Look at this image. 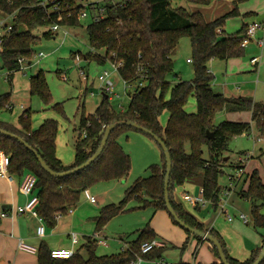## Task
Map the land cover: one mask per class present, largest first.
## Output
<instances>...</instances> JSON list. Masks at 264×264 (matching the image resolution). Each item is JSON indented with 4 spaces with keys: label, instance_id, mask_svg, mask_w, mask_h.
Instances as JSON below:
<instances>
[{
    "label": "trees",
    "instance_id": "16d2710c",
    "mask_svg": "<svg viewBox=\"0 0 264 264\" xmlns=\"http://www.w3.org/2000/svg\"><path fill=\"white\" fill-rule=\"evenodd\" d=\"M0 0V14L12 16V29L3 36L0 50L1 68L7 71L20 69V59L32 62L35 45L41 39L34 34L38 27L52 25L76 27L81 25L80 14L90 10L93 20L87 25L89 44L92 49L84 57L88 62L96 61L104 65L110 59L122 61L120 77L137 89L124 110L116 109L105 95L94 114L81 117L80 136L75 143V159L65 165L57 156L56 141L59 123L56 119H46L37 128L33 127V110H25L18 118V125L0 121V128L22 138L34 148L47 165L56 172L72 170L91 158L99 148L106 128L118 121H134L149 129L166 144L172 159L169 182V199L178 218L191 228L208 232L222 245L227 260L231 264H253L262 246L254 250L249 259L239 261L229 255L226 243L218 231L209 229L175 201L174 190L188 181L201 180L204 197L214 207H218L221 197L220 176L224 173L223 153L229 142L236 136L250 133L253 125L249 122L224 120L214 123L216 115L223 111L252 112V122L264 137V102H257L248 96H225L212 88L214 75L209 72L212 59L227 60L242 57L245 48L241 46L248 25L232 34L224 31L229 18L240 16L239 4L249 0H231L234 7L228 13L208 21L201 12H190L183 7H172V0H100L84 4L88 0ZM190 3L207 5L211 0H187ZM56 3L58 8L54 9ZM103 9L104 17L94 20ZM249 15V14H248ZM25 27V30L21 28ZM54 34L45 31L42 37ZM191 39L194 78L189 81L172 83L169 75L174 72L172 58L182 37ZM104 49V55L97 53ZM115 54V56H113ZM143 83V85H140ZM145 83V85H144ZM31 96H38L46 105L52 103L50 90L43 71L30 78ZM191 97L196 99V112L186 111ZM12 93L0 95V113L11 105ZM59 114L64 113L63 104L52 105ZM167 111L166 125L160 121ZM136 130L125 124L117 126L111 133L102 154L82 171L65 177L51 176L41 166L37 156L16 137L0 132V153L10 155L8 174L23 175L32 172L37 177L36 190L39 197L37 212L50 228H54L58 218L76 206L81 194L102 181L120 180L127 177L132 168L131 156L119 142V136ZM213 133V137H209ZM84 133L86 136H84ZM151 137V136H150ZM152 138V137H151ZM153 139V138H152ZM154 140V139H153ZM159 145V144H158ZM187 146L190 152H187ZM160 147V145H159ZM209 149L210 158L204 159V148ZM161 150V162L149 166L150 176L137 178L126 190L119 203L102 207L94 218L96 231H101L116 215L130 211L128 203L135 199L139 208L152 206L156 211L165 210L166 157ZM252 201L251 219L258 229H264V183L258 170L250 176L249 187L242 193ZM170 214V213H169ZM173 222L177 223L170 214ZM198 239L203 238L192 234ZM156 238L154 229L147 224L137 231V238L126 249L117 254L98 255L97 240L87 236L85 243L75 250L69 259L51 256L50 248L42 243L37 251L38 264H131L140 254L141 246ZM264 244V236H263ZM212 250L219 257L217 248ZM164 248H156L148 256L161 259ZM184 264V263H182ZM215 264H223L220 262ZM261 264H264V260Z\"/></svg>",
    "mask_w": 264,
    "mask_h": 264
},
{
    "label": "crops",
    "instance_id": "0c3cea01",
    "mask_svg": "<svg viewBox=\"0 0 264 264\" xmlns=\"http://www.w3.org/2000/svg\"><path fill=\"white\" fill-rule=\"evenodd\" d=\"M213 1L215 0H211L209 5L212 4ZM227 1L231 7V11L234 7V4L231 0ZM93 2L96 1H87L84 2V4H90ZM217 4L219 5L220 2H218ZM238 8L240 11V16H238V18L242 19V25L240 29L244 24L248 25L249 27L255 21H261L263 23V27L257 31L255 38L246 47H244L245 54L242 57H234L227 60L214 58L209 62L208 70L214 75L215 78L214 82L212 83V88L216 93H221L228 97L248 96L252 97L257 102H264V44L260 45L257 42L258 38H264V0H249L240 3ZM85 12L88 16V11L85 10ZM198 12H202L204 14V8L200 7L198 9ZM81 14L80 19L82 18ZM14 17V15L6 17L0 14V21L3 20L7 24L12 22ZM214 18H218L217 15ZM53 26L54 25L50 26L45 31H51L53 34H56L57 31L63 28V26L58 25L59 27L54 30L52 28ZM21 30H25V27L21 28ZM224 31L226 32L225 29ZM65 34H68V32L65 31ZM90 51H92V49ZM82 56L83 55L80 54L75 55L76 58H81ZM173 57L174 55L172 56V58ZM83 59L85 58L83 57ZM32 62L24 61L21 64L19 70L14 72L8 71L6 78H4V81H6V84L8 85L3 84V87H1L3 88V91H0V94H2L1 92L12 93L11 105H9L6 109L13 111L17 106L21 109L19 116L27 109L32 110L30 105L27 106L28 102L30 103L32 96L30 93V80H26L27 78L24 77L26 75L21 76V72H19L18 74L17 72L22 68H25L24 63L31 65ZM188 62H192V60L188 58ZM1 66L2 65L0 63V70L2 69ZM174 76L177 80L172 83L189 81L179 78L178 74ZM193 76L190 80L194 78ZM67 78L68 77L64 75V79L67 80ZM19 88L21 89L22 93L19 91ZM242 113L244 114H237V116L235 117H230V114H227L226 116L228 120L252 123V131L245 134H252L254 137H256L257 135V141H261V143L264 142V137H262L259 130L254 127V123L252 122V112L246 111ZM35 116L36 115H32V120L35 118ZM40 116L43 117H41L37 126L34 123L35 119L33 120L34 128H37L44 120L52 119L49 118L50 116H46L45 114ZM0 121L10 123L15 126L18 125V122L16 123V121H12V119L9 121L7 118H2L1 116ZM60 129L61 128L59 124V131L56 141L57 156L65 165H69L72 162L73 155L71 156V158L65 159L63 155L58 154L59 146L61 145V138H59ZM62 137L65 138V135H63ZM78 140L79 137L74 142V145ZM62 147L63 150H69V148H65L64 146ZM260 147L262 149L260 148L261 152L259 154V157L260 160H263L264 146L261 145ZM73 150L75 152V146L73 147ZM247 154L248 153H245L243 154V156H240L245 158V161L243 163V174L236 180L235 185L231 187V180L228 179L224 183V185L220 184V202L225 205L224 212H222L219 208L220 204H218V207L216 208L209 200L207 204L203 206L205 208H209L207 213L204 212V208L201 205H193L192 203L184 200L185 193L192 194V192L198 189L200 194L201 190H203L201 180L188 181L183 185L177 186L174 190L175 201L181 204L186 209V211L192 214L199 222L205 224L206 227L218 231L226 243L229 255L239 261H246L247 259H249L252 252L263 245L264 236V229H258L252 223V201L250 199L244 198L242 194L249 187L250 176L253 171L258 170L259 175L264 183V176L260 172L256 160H254V155L251 154L250 157H246ZM226 166H228V163H225L223 169H225ZM231 170L232 171L230 174L235 175L237 173V166L231 167ZM233 170H235V173L233 172ZM132 173L133 161L131 171L125 178L127 179ZM10 177L0 176V264H38L37 251L42 243H45L50 248V250L55 248H73L77 250L85 243V238L87 236L94 237L95 235H99L101 238L102 230L96 231V222L94 220L93 234L87 235L86 231L82 230V224L85 223L87 217L95 218L96 216H98L102 208H100L97 215H93L96 213H93L92 211L90 213H87L86 211L81 210L77 204L76 206L72 207V212H70V208L66 213H71L72 215L69 222L65 223L62 218L64 215H61L58 218L56 226L54 228H50L44 221H41L39 217H36L30 213H20L18 211L19 207L24 206L27 203V201L29 200V196L22 193L20 189L22 176L15 174L11 175ZM123 180L124 178L122 180H115V184L107 186V189H105L104 193L110 194L113 198H119L120 202L123 199L122 196H124L127 188L129 187L127 183H121V181ZM97 187H100V189L102 190L104 186ZM113 190H116L118 194L113 192ZM89 194L91 196H94L90 193V191ZM86 198L88 199L90 204H95L97 202V199L96 202H92L87 196ZM111 200L112 199L109 197V199H107L105 202L111 204ZM261 212L264 213V207L262 208ZM4 213L6 214L5 216H3ZM154 213L155 219L150 226L156 233L155 239L159 240L163 244L164 251L161 259L166 264L170 263L164 257V253L168 248L171 247L178 249V251H182L179 254L180 260L177 262L178 264H215L220 262V257L215 255L212 250V244L209 241L203 239V241L199 242L197 238L190 236L188 234V230H186L182 226L174 224L175 222H173V220L165 214V210H155ZM242 214L246 215V217L248 218L247 221H243L240 218ZM91 215H93L94 217ZM42 224H44L45 226V232L43 235H39L38 228ZM78 230H81V233H79ZM74 234L77 235L78 238V242L76 244L72 241V236ZM20 242H24L25 244L33 246L34 248H36V250L34 252L27 251L20 247Z\"/></svg>",
    "mask_w": 264,
    "mask_h": 264
},
{
    "label": "rangeland",
    "instance_id": "374dc122",
    "mask_svg": "<svg viewBox=\"0 0 264 264\" xmlns=\"http://www.w3.org/2000/svg\"><path fill=\"white\" fill-rule=\"evenodd\" d=\"M90 1L92 0H88V2ZM93 1L98 2L99 0ZM218 2H220L219 5L217 4ZM171 5L172 7L176 8L183 7L190 12H197L200 7L204 8V14L202 12L201 13L208 21L215 19L214 17H216V15L217 17H220L221 15L228 13L231 9L227 0H215L210 5L194 4L188 2L187 0H172ZM87 11L88 16L81 18L80 26L63 27L50 38L42 37L43 32L47 29V27H38L35 29L33 31L34 34L41 39L35 45V55L33 57V62L31 65L24 63L25 68H22L17 72V74L21 72V76L26 75L24 76L27 78L26 80H30L31 76L36 75L39 71L44 72L50 90L52 103L46 105L38 96H32L30 103L28 102L27 106L30 105L33 110V115H36L34 118V123L36 126L38 125L41 117H43L40 115L43 114L46 116L48 115L50 116L49 118L56 119L58 121L61 128L59 137L61 138V145L59 146L58 154L63 155L65 159L71 158L73 155L72 162L70 164H72L75 159L73 147L74 142L78 139L80 134L79 128L81 117L83 114L86 116L94 114L96 108L104 96L101 90V82L98 79L99 75L104 70L112 71V66L109 62L101 65L96 61L88 62L87 60L83 59V57H79L80 59L75 57L76 54L84 56L91 50L86 28L87 25L92 22L93 15L91 14L90 10L87 9ZM241 25L242 19L233 17L227 20L224 29L227 33H235L240 29ZM65 31H67L68 34H65ZM104 52V49L97 51V53L101 55H104ZM173 55L174 73L169 75V80L171 82L176 81L177 79L174 75L177 74L181 79L190 80L194 75L193 62H188V58L192 59V45L190 37L184 36L181 38L180 43ZM82 69L85 71V74L88 77L87 82L82 80ZM7 72L8 71L6 69L0 70V91H3V88L1 87H3V84H6L4 78H6ZM64 75L68 77L67 80L64 79ZM112 80L115 85V94L110 95L111 104L118 110L127 108L130 102V95L135 91V89H137V85L133 84V86L130 88L125 89L124 80L117 72L112 74ZM19 91L21 92L20 88ZM92 92L94 93L93 95ZM1 93L4 94L5 92ZM56 103L63 104V114H59L54 109H52V105ZM185 109L189 113L196 112L195 97L190 98ZM20 110L21 109L17 106L13 111L4 109L1 111L0 116L2 118H7L9 121L12 119V121H16L17 123ZM242 112L246 111L229 112L223 110L216 115L214 123L218 124L224 120L232 121L228 120L226 116L227 114H230V117H235L237 114H244ZM168 117L169 113L165 111L160 117L161 123L166 125ZM63 135H65V138L62 137ZM256 138H258L257 135L254 137L252 134H243L236 136L229 142L227 151L223 153L224 162L228 163V166L225 167V172L219 178V183L221 185H224L227 179L230 180L229 176L231 175L230 173L232 171L231 167H235L238 158L243 156L245 153L254 155V160H256L260 172L264 176V158L263 160H260L259 157L261 152L260 146H264V142L261 143V141H257ZM119 141L123 148H125L124 150L131 155L133 161V173L127 179L124 178V180L121 181L122 184L127 183L128 186H130L135 181V179L139 177H149L151 174L149 166L154 163L161 162L160 147L158 143L148 134L139 130L131 129L122 133L119 136ZM62 146L69 148V150H63ZM186 149L187 152H190L189 146H187ZM203 157L204 159L210 158L209 149L207 147L204 148ZM233 172L235 173V170H233ZM112 184H115V180L102 181L89 189L90 193L97 199L95 204H90L85 196V193L83 192L81 194L78 207L87 213L92 211L93 213H96L93 215H97L100 208L109 204L105 202L107 199H109V197L112 199L111 201L113 203H119V198H113L110 194L104 193L105 189H107V186H111ZM97 186L104 187L101 190L100 187ZM113 192L118 194L116 190H113ZM192 194L198 196L199 190L196 189L194 192H192ZM123 197L124 196H122V198ZM139 205L140 204L137 200H131L127 205V207L131 208V210L116 215L102 229L101 238L106 239L109 245L107 247L98 245L96 251L98 255H112L119 253L122 251V249L127 248L129 242L131 243L137 238V231L139 229L144 228L147 224L152 225L155 219V209L152 206L139 208ZM203 208L204 212L207 213L209 208ZM165 212V214L169 216L170 219H172L170 214L167 211ZM71 217L72 215L69 213L65 214L62 218L66 223L70 221ZM93 220L94 218L87 217L85 223L82 224V230L86 231L87 235L94 233ZM174 224L180 226L178 223ZM78 232L81 233V230H78ZM181 252V250L178 251V249L171 247L165 251L164 257L170 264H178L177 262L180 260L179 254Z\"/></svg>",
    "mask_w": 264,
    "mask_h": 264
},
{
    "label": "built area",
    "instance_id": "2783aa9c",
    "mask_svg": "<svg viewBox=\"0 0 264 264\" xmlns=\"http://www.w3.org/2000/svg\"><path fill=\"white\" fill-rule=\"evenodd\" d=\"M115 2H117L118 0H114ZM55 0H46L45 4L47 3H54ZM59 3H56L54 6V9L58 8ZM82 17H86L87 13L84 11L81 14ZM104 17V11L103 9L100 10V13L98 16L94 17V20H100L101 18ZM59 26L58 25H54L52 28L54 30H56ZM263 27V23L261 21H255L254 23H252L249 27L248 30L246 32L245 38L242 41L241 46L242 47H246L254 38L255 35L257 33V31L259 29H261ZM12 29V23H7L5 21H0V50H1V46H2V42H3V36L7 31H10ZM258 44L263 45L264 44V38H258L257 39ZM113 56H115V54H113ZM20 64H22L24 62L23 59L19 60ZM111 66H112V71L110 70H104L100 75H99V81L101 82V90L102 93L107 95L109 98H111L110 95H114V90H115V85L114 82L112 80V74L114 72L119 71V68L123 65L122 61L119 60H112L110 59L108 61ZM81 75H82V80L84 82H87L88 77L85 74L84 70H81ZM124 85H125V89L130 88L131 86H133L131 83H128L126 81H124ZM140 85H143V83H140ZM94 93L92 92V95ZM124 110V109H122ZM84 136H86V134L84 133ZM251 154H247L246 157H250ZM245 161V158L240 157L238 158L237 161V173L235 175H230V180H231V187H233L235 185V182L238 178L241 177V175L243 174V163ZM10 164V155L5 154L3 152L0 153V176L3 177H10V175L8 174V166ZM11 179V177H10ZM37 177L35 174H33L32 172L29 171H25L24 174L21 177V182H20V189L22 191V193H24L25 195L29 196V200L27 201V203L24 206H21L18 208V211L20 213H30L36 217H39L38 212H37V207L39 205V197L37 194V190H36V185H37ZM85 195L92 201V202H96V198L94 196H91L89 194L88 190L84 191ZM184 200L192 203L193 205H201L204 206L207 204L208 200L204 197L203 194V190H201L200 194L198 196H195L194 194H190V193H185L184 194ZM220 204V209L222 212L225 211V205L222 204V202L219 203ZM72 208L70 209V212H72ZM6 214L4 213L3 216H5ZM40 218V217H39ZM240 218L243 221H247L248 218L246 217V215L242 214L240 216ZM231 219V218H230ZM41 221H43L42 218H40ZM45 232V226L44 224H42L39 228H38V234L39 235H43ZM94 238L97 240V243L99 245H103V246H108V242L106 239L100 238L99 235H95ZM72 241L73 243H77L78 242V238L77 235H73L72 236ZM20 247L30 251V252H34L36 250V248H34L33 246H30L28 244H25L24 242H20ZM163 247V244L157 240V239H153L150 242H145L140 249V254L137 255V257L131 262V264H166L162 259H152L148 256V254L151 253V251H153L156 248H161ZM75 254V249H66V248H55L51 250V256L54 258H58V259H69L71 258L73 255Z\"/></svg>",
    "mask_w": 264,
    "mask_h": 264
},
{
    "label": "water",
    "instance_id": "95a60500",
    "mask_svg": "<svg viewBox=\"0 0 264 264\" xmlns=\"http://www.w3.org/2000/svg\"><path fill=\"white\" fill-rule=\"evenodd\" d=\"M127 125L130 127L135 128L136 130L142 131L146 134H148L149 136H151L159 145L160 147L163 149L165 157H166V163H167V168H166V177H165V199H166V207L169 211V213L175 218V220L177 221V223L182 226L183 228H185L186 230H188L189 232H191L192 234H195L197 236L202 237L203 239H206L207 241H209L211 244H213L219 253V257L220 260L223 264H231L229 263V261L227 260V257L224 253V250L222 248V245L220 244L219 240L217 238H215L214 236H212L211 234H209L208 232H202L198 229L195 228H191L190 226L186 225L183 221H181L178 216L176 211L174 210V208L171 205L170 199H169V191H168V187H169V182H170V175H171V171H172V159H171V155L170 152L166 146V144L164 143V141L158 137L157 135H155L152 131H150L149 129L139 125L138 123L134 122V121H130V120H126V121H118V122H114L113 124L109 125L105 132H104V136L102 139V142L99 146V148L96 150V152L91 156V158L89 160H87L84 164L72 169V170H68L65 172H56L54 170H52L47 163L43 160V158L38 154V152L32 148L31 146H29L22 138L15 136L14 134L5 131L3 129L0 128V132L4 133L8 136L11 137H16L17 139H19L23 144L26 145V147L28 149H30L38 158L41 166L43 167V169L45 171H47L51 176L54 177H65L71 174H75L79 171L84 170L85 168H87L89 165H91V163H93L103 152L104 148L106 147V144L108 142V139L111 135V133L113 132V130L119 126V125ZM209 137H213V133H209ZM227 159V158H225ZM264 260V244L262 247V250L258 256V258L255 260V262L253 264H261L262 261Z\"/></svg>",
    "mask_w": 264,
    "mask_h": 264
}]
</instances>
